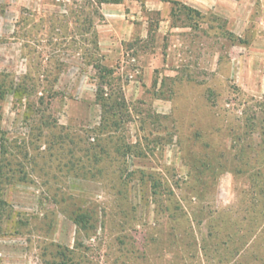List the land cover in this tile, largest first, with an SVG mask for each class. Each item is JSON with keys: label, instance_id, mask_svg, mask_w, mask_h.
Wrapping results in <instances>:
<instances>
[{"label": "rangeland", "instance_id": "obj_1", "mask_svg": "<svg viewBox=\"0 0 264 264\" xmlns=\"http://www.w3.org/2000/svg\"><path fill=\"white\" fill-rule=\"evenodd\" d=\"M0 96V264H264V0H0Z\"/></svg>", "mask_w": 264, "mask_h": 264}, {"label": "crops", "instance_id": "obj_2", "mask_svg": "<svg viewBox=\"0 0 264 264\" xmlns=\"http://www.w3.org/2000/svg\"><path fill=\"white\" fill-rule=\"evenodd\" d=\"M157 2H161L162 0H156ZM169 4H173V1H177V2H179V3H182V4H184V5H186V6H188V7H190V8H192V9H196V10H202L203 8H204V4H205V1L206 0H166ZM102 4H104V5H107V4H112V5H114V4H118V3H102ZM159 10V9H158ZM172 10H173V8L172 7H170V9H168V11H167V13H166V11L164 12L166 15H172ZM99 11L102 13V14H107V12L109 13V15H112V17H114L116 14V12H117V8L116 7H112V6H109V7H103V8H100L99 9ZM113 23V25L115 24V23H120L119 21H113L112 22ZM134 26V25H133ZM143 26H144V28L145 29H147V27H148V25L146 26V23L144 22V23H141V30H143L144 28H143ZM115 29V28H114ZM140 30V31H141ZM115 31V33L116 34H118V30L117 29H115L114 30ZM133 35V34H132ZM131 36V35H130ZM119 38H120V36H119ZM111 40V39H110ZM103 42V38H100V41H99V43H102ZM111 43H114V44H116V43H120V42H118V39H117V37H113L112 38V41H111ZM110 52H111V55L110 56H113L112 54L114 53V55H116L117 54V51H116V48H114V45L111 47V49H110Z\"/></svg>", "mask_w": 264, "mask_h": 264}, {"label": "trees", "instance_id": "obj_3", "mask_svg": "<svg viewBox=\"0 0 264 264\" xmlns=\"http://www.w3.org/2000/svg\"><path fill=\"white\" fill-rule=\"evenodd\" d=\"M119 2H121V0H98L99 4H102V3H119ZM173 3L174 4H180L177 1H173ZM182 7L187 9V10H191V11L193 10L192 8H190L184 4H182ZM104 70H106V72H109V73L112 72V69H104ZM0 98H1V96H0Z\"/></svg>", "mask_w": 264, "mask_h": 264}]
</instances>
